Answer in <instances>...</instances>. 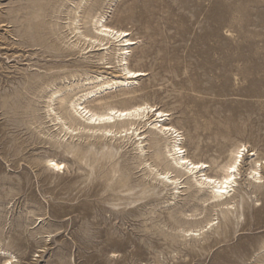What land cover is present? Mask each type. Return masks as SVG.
Returning a JSON list of instances; mask_svg holds the SVG:
<instances>
[{
    "label": "rangeland",
    "instance_id": "obj_1",
    "mask_svg": "<svg viewBox=\"0 0 264 264\" xmlns=\"http://www.w3.org/2000/svg\"><path fill=\"white\" fill-rule=\"evenodd\" d=\"M99 12L127 30L129 67L146 74L129 93L116 88L84 104L153 110L137 121L140 135L64 137L52 120L55 111L69 121L59 99L88 90L86 75L122 77L118 43L85 40ZM158 110L207 175L221 176L230 151L245 145L225 199L231 212L190 174L176 191L149 172L166 164L169 176L183 172L155 157L169 142L149 125ZM47 158L64 167L46 168ZM256 160H264V0H0V247L11 264H264V164L259 183L247 177ZM188 227H203L204 238L184 240Z\"/></svg>",
    "mask_w": 264,
    "mask_h": 264
},
{
    "label": "bare ground",
    "instance_id": "obj_2",
    "mask_svg": "<svg viewBox=\"0 0 264 264\" xmlns=\"http://www.w3.org/2000/svg\"><path fill=\"white\" fill-rule=\"evenodd\" d=\"M79 4L80 2L76 3V7H79ZM104 14L100 12L96 13L89 20L91 24L95 26L94 27L95 33H91L88 38H87V35H84L82 33H80L82 34L80 36L83 38H87L85 40L89 41L88 44L90 46H93L95 42H99V44H96V45H102L103 43L102 41L104 40H106L107 42L108 41L117 42L118 43L117 45L119 48H118V51L114 54H116V62H117V65L120 67L119 72L122 77L120 79H117V77H115L114 75L108 77L107 75L105 76L100 73L99 74L95 73V75L93 74L86 75L82 79V81H85L87 85H91V87H89L88 90H85V92H83L82 94L79 93L76 96H72L68 98L62 97L59 99L61 103L62 102L68 103L69 109H67L66 118L69 119V121L67 123L65 118L59 114H56L55 111H54V117L52 120H54L55 122L57 121L61 124L59 132L62 133V136L64 137L69 135L70 137L74 138L73 132H76L77 130H80V129H82L83 131L84 129H86L87 131H90L91 132L90 134L92 135L95 133H100L101 136H104V137L110 136L111 138L115 137L117 134L122 137H126V136L128 137L131 134L138 135L139 133L138 134L135 133V131L138 129V127H136L137 123L139 122L138 120L144 119L146 117H150L149 113L153 110V106L150 105L148 102L135 103L129 106H121V107L104 104V106H102L101 108H91L84 104L85 98L86 99L91 98V100L93 101L100 102L101 101L100 99L102 96L106 95L107 93L112 92L116 88H119L120 91H122L123 93H129L133 91V90H129L128 88L129 85L133 82L132 78L146 74L143 70H133L129 67L128 60H127L129 51L125 50L124 46L132 45L133 43L135 44V42L133 39H130L127 37L129 34L127 30L119 29V28H115V27L107 25ZM99 47H102V46H99ZM107 68H111V66L106 67V69ZM59 91H60L59 89L52 91V93L49 96V100L47 102L49 103V101L52 100V96L56 95V93H58ZM47 108L48 109L50 108L51 113H52L53 109L50 107V104H47ZM48 109L47 111H49ZM155 110L156 109H154V111ZM158 113H159V118L157 117L158 118L157 120L153 119V121H150L149 125L157 129L158 132L161 133L163 136L165 135L168 138L169 142L166 145L167 150L165 151V153L157 150L155 152V157L159 161H161L163 157L165 158V156L170 157L171 159L170 163L171 165L173 164V168L174 167L180 168L183 170V172L181 173L179 172V174L169 176V173L171 172L169 170L170 167H167V164L164 167L165 169L161 172L158 171L159 169H157L156 166L151 167L150 165H148L149 172L152 173L156 178L158 177L159 179H161V181L165 180L166 182H169L171 185H173V189L175 190L178 189L179 178L183 174H190L194 178V182H195L194 184H197L199 186V191L204 186L209 187L210 194L208 196V199L210 200L213 199L216 201L224 200L217 204L219 205V207L220 205L222 206L226 205L225 210L222 211L223 214H227L228 212H231V208L227 207V205L231 203L232 201L229 202V200H225V199L229 197L230 193L234 190V185H236L237 183V177L240 174L239 166L241 165V161L244 158L243 151L245 149V145L240 143L234 149L230 151L228 160L224 164L218 167V169L222 172L221 176L216 177V176L207 175L205 168H207L208 165L205 162L196 161V160L189 158L184 153L185 150L183 149V146L181 145L182 139H181V136L179 135V132H177V130L172 125L162 123L163 120L167 119L166 115L168 114L163 113V111H160V110H158ZM75 116L81 119L82 122H78ZM139 125L141 126V124ZM137 140L139 141V139ZM140 142H142V140H140ZM159 142H160V139L154 138L151 143L154 146H157L159 145ZM138 147L141 150L140 144ZM70 148L71 147H68V149ZM44 162H45V165L47 166L46 168H49L52 170H59L64 167V163L62 161H58L55 158H47L45 159ZM262 163L264 164V160L262 161L256 160L254 161V166H251V168H249V172L247 173V177L249 176L248 177L249 183H252V182L259 183V181L262 179L263 177L261 174L262 173V170H261ZM193 178H192V181H193ZM171 195H173L172 192H171ZM209 223L210 221H206V225H209V228H211L212 224H209ZM203 227H205V225ZM203 227H200L197 230L191 229L189 227L181 228V231L183 233V234L181 233V236L183 237L184 240L186 239V237H190L193 240H198L200 236L204 238L203 235L205 234V231L202 230ZM217 241H221V240L219 239ZM232 247L233 246L230 247L231 250H232ZM0 256L5 257V259L3 260L1 264H11L12 256H10L9 253L6 250L2 249L1 247H0Z\"/></svg>",
    "mask_w": 264,
    "mask_h": 264
}]
</instances>
